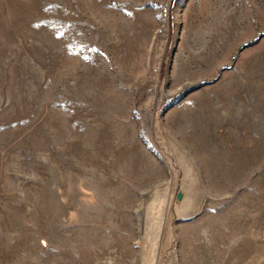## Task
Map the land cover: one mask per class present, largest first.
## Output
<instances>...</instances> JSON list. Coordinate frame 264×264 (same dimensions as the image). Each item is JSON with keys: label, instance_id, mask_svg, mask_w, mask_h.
<instances>
[{"label": "rangeland", "instance_id": "1", "mask_svg": "<svg viewBox=\"0 0 264 264\" xmlns=\"http://www.w3.org/2000/svg\"><path fill=\"white\" fill-rule=\"evenodd\" d=\"M149 242L264 264V0H0V264Z\"/></svg>", "mask_w": 264, "mask_h": 264}, {"label": "crops", "instance_id": "2", "mask_svg": "<svg viewBox=\"0 0 264 264\" xmlns=\"http://www.w3.org/2000/svg\"><path fill=\"white\" fill-rule=\"evenodd\" d=\"M147 246H151L143 251V255L138 264H173L170 258V248H166L165 243H147Z\"/></svg>", "mask_w": 264, "mask_h": 264}, {"label": "water", "instance_id": "3", "mask_svg": "<svg viewBox=\"0 0 264 264\" xmlns=\"http://www.w3.org/2000/svg\"><path fill=\"white\" fill-rule=\"evenodd\" d=\"M177 199H178V200L181 199V193H178V195H177Z\"/></svg>", "mask_w": 264, "mask_h": 264}]
</instances>
